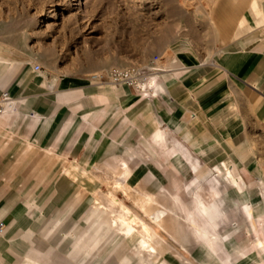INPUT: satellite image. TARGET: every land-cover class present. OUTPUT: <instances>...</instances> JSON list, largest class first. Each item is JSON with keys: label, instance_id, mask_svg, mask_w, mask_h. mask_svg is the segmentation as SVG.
I'll return each instance as SVG.
<instances>
[{"label": "crops", "instance_id": "0c3cea01", "mask_svg": "<svg viewBox=\"0 0 264 264\" xmlns=\"http://www.w3.org/2000/svg\"><path fill=\"white\" fill-rule=\"evenodd\" d=\"M236 5L211 19L235 33L214 59L151 61L163 70L144 91L0 52L13 99L0 115V264H264V0ZM98 174L133 191L146 216L122 214L150 237L110 230Z\"/></svg>", "mask_w": 264, "mask_h": 264}, {"label": "rangeland", "instance_id": "374dc122", "mask_svg": "<svg viewBox=\"0 0 264 264\" xmlns=\"http://www.w3.org/2000/svg\"><path fill=\"white\" fill-rule=\"evenodd\" d=\"M237 1L0 0V52L31 57L52 74L61 67L75 74L101 68L103 76L122 72L154 80L163 69L151 68V61H168V69L178 54L197 64L214 59L235 33L233 25L221 31L211 19L225 4L245 13L247 0ZM95 180L103 182L104 198L113 179L98 174ZM83 187L76 195L81 209L95 186L85 181ZM116 195L135 215H144L133 192L130 198L120 190ZM202 211L214 215L209 196Z\"/></svg>", "mask_w": 264, "mask_h": 264}, {"label": "bare ground", "instance_id": "6f19581e", "mask_svg": "<svg viewBox=\"0 0 264 264\" xmlns=\"http://www.w3.org/2000/svg\"><path fill=\"white\" fill-rule=\"evenodd\" d=\"M152 83H153V79H149V81L147 82L143 81L139 84V89L144 91V88L152 86L151 85ZM10 108L11 107L5 108V110L1 114H3L6 110H10ZM119 190L122 192V196L124 197H129L133 192L130 189L123 187L120 183L114 182L109 193L107 194L108 202L107 204H105L104 207L102 206L101 209L107 212L109 211L110 214H112L114 217L113 221L111 223L109 222L110 230L116 232L119 236L122 235V239H126L127 242L135 244V240H136L135 235L138 234L140 230H143L144 233L148 237H150L151 235L150 229L143 222H140L139 220L131 218L128 213L122 214V210H125L126 208L122 205V203L117 198L116 192ZM95 202L96 204H98L96 200ZM141 208L145 212V206L143 205ZM137 243H138L139 249H142L148 253L155 252L153 247L149 245L145 239H138Z\"/></svg>", "mask_w": 264, "mask_h": 264}, {"label": "built area", "instance_id": "2783aa9c", "mask_svg": "<svg viewBox=\"0 0 264 264\" xmlns=\"http://www.w3.org/2000/svg\"><path fill=\"white\" fill-rule=\"evenodd\" d=\"M38 66H35V70H38ZM93 81H98L100 84H110L116 85H127L132 89L138 90L139 84L143 81H148V76H131L129 73L114 72L109 74V76L94 75L91 77ZM13 104V99L9 93L0 88V114L5 110V108L11 107ZM2 229L0 228V232Z\"/></svg>", "mask_w": 264, "mask_h": 264}]
</instances>
